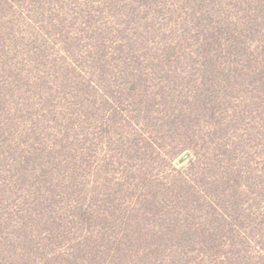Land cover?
Returning a JSON list of instances; mask_svg holds the SVG:
<instances>
[{
  "label": "rangeland",
  "instance_id": "rangeland-1",
  "mask_svg": "<svg viewBox=\"0 0 264 264\" xmlns=\"http://www.w3.org/2000/svg\"><path fill=\"white\" fill-rule=\"evenodd\" d=\"M128 1L0 0V239L6 251L24 233L12 225L30 224L38 238L47 225L62 255L73 238L88 233L76 226L77 210L92 211L87 227L97 233L112 225L108 207L116 205L122 219L139 207L151 180L166 181L182 166L181 157L166 161V145L161 153L148 149L155 133L133 89L160 82L162 74L128 47L135 29L124 26ZM177 2L159 0L160 31L146 33L148 39L173 37L176 13L182 15ZM214 191L206 190L207 198L235 217L230 197ZM217 232L222 245L214 254L203 250L207 264H250L247 244L236 246L239 238L228 236L226 245ZM154 248L135 253L133 264H178L171 249Z\"/></svg>",
  "mask_w": 264,
  "mask_h": 264
},
{
  "label": "trees",
  "instance_id": "trees-1",
  "mask_svg": "<svg viewBox=\"0 0 264 264\" xmlns=\"http://www.w3.org/2000/svg\"><path fill=\"white\" fill-rule=\"evenodd\" d=\"M178 2L182 15L176 13L180 20L171 39L146 37L160 31L159 0L128 1L122 16L130 18L123 19L127 30L135 28L130 51L138 61L152 60L162 74L160 82L133 89L155 133L148 149L155 153L166 145V161L181 157L182 166L166 181L151 180L142 207L135 204L122 219L116 205L108 207L112 225L97 233L87 227L92 211L77 210L76 226L88 233L73 238L75 245L62 255L47 225L48 233L38 238L30 224H11L24 233L11 238L7 251L0 239V264H133L143 247H155L152 253L169 248L178 264H207L203 250L214 254L222 245L217 230L226 245L228 236L239 238L236 246L247 244L250 264H264V0ZM211 188L218 197H230L237 214L229 215L245 230L222 213L219 200L207 198Z\"/></svg>",
  "mask_w": 264,
  "mask_h": 264
}]
</instances>
